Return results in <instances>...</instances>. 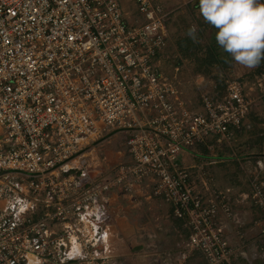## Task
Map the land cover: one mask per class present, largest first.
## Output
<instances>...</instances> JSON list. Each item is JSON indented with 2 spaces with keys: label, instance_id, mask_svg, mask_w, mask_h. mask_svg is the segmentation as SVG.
Returning a JSON list of instances; mask_svg holds the SVG:
<instances>
[{
  "label": "built area",
  "instance_id": "obj_1",
  "mask_svg": "<svg viewBox=\"0 0 264 264\" xmlns=\"http://www.w3.org/2000/svg\"><path fill=\"white\" fill-rule=\"evenodd\" d=\"M133 2L143 22L130 26L119 0H0V264H128L109 204L143 180L187 220L183 262L194 251L205 264L225 258L207 185L197 189L194 167L177 157L238 129L249 93L264 97V73L224 79L222 92L201 95L204 113L188 111L151 67L165 16L150 0ZM114 134L130 162L103 157L90 178L95 144Z\"/></svg>",
  "mask_w": 264,
  "mask_h": 264
},
{
  "label": "rangeland",
  "instance_id": "obj_2",
  "mask_svg": "<svg viewBox=\"0 0 264 264\" xmlns=\"http://www.w3.org/2000/svg\"><path fill=\"white\" fill-rule=\"evenodd\" d=\"M150 1L165 16V25L168 31L166 58L161 62L160 70H162L163 74L171 77V81L175 80L177 82V85L174 86H179L184 94L183 97L188 99L187 106L191 109V112L198 113L200 109L202 110L198 102L204 91L210 88L209 86L206 89L201 88L202 78L212 81V84H214L217 79L222 77L227 80H240L249 79L252 75L259 74L257 67L246 68L235 62L232 58L229 61L225 60L223 66L219 57L216 58V66L211 68L212 72L198 74L197 71L203 60V57H201L203 55L202 52H204L203 49L208 47L207 44L211 42L212 36L210 31L201 29V32L198 34L199 36L195 39L196 41L198 40V43H195L194 47L189 48L190 43L185 40L187 38L185 37L188 30L187 24H192V20L195 19V16L191 13L192 9L190 5L187 8H178L177 11L181 14L177 17L173 13L176 6L180 5H178V0ZM175 17H177L176 21H174ZM176 23L178 24L177 26ZM197 51L201 54L196 59L191 54ZM151 67L155 68L154 59L151 62ZM204 69L202 68V70ZM220 90L223 91L222 89ZM257 95L255 92L249 93V99L252 101L249 112L252 111L255 116L248 120V129H246V133L242 136V139L246 140L244 145L239 144L237 140L233 141V139L226 141L227 138L219 141L211 138L203 144L195 146L191 151L196 153L202 152L209 147L210 149L207 151L213 149L216 154L222 152L223 154L233 156V158L236 157L234 161L225 162L226 169L228 168L229 170L228 175H225V169L221 168L220 163L214 165L211 169H205L206 165L204 162H210V160L199 161L201 164L195 167L194 170L192 169L194 172L193 179L198 186L197 189L200 190L202 188V181L207 185V189H202L204 193L200 190L203 193L204 201L215 203L216 216L213 221L215 227H220L222 230V239L226 243L225 258L220 264H264V102L260 103L261 100H259L260 98ZM182 105L185 106L183 103ZM99 143L100 146L95 147L100 150L103 147V151L101 150V152L104 154L101 158L105 157L107 162L116 165L119 160L117 153L120 149L119 141L114 138H106ZM252 143H255L254 147L251 146ZM224 149H226L225 152L223 151ZM236 177L241 178L240 182L238 179L236 180ZM235 183H238L236 187L244 188L245 191L232 192L230 187L231 184ZM236 205L239 207L235 208L234 206ZM116 210L115 221L112 218L111 225L113 226V234H116L118 249L120 248L119 250L125 251L123 258L129 257V264H144L145 261H151L152 258L160 257V253L155 246V242H157L155 240L156 237L152 236L148 238L142 230L131 232L126 224L131 217L127 214L123 202L117 205ZM135 219H137V216ZM141 219L143 220L141 221L142 224L149 220L146 217H139L138 222ZM185 221L187 223L186 219ZM139 226L141 227V224ZM165 235L166 238L170 237L166 233ZM186 240L187 238L179 243L176 258L173 262H169V264H176L178 262L179 250H182ZM125 248L128 250L126 251ZM182 262V259H180V263ZM184 262V264L206 263L203 255L198 251L192 252L190 257Z\"/></svg>",
  "mask_w": 264,
  "mask_h": 264
},
{
  "label": "crops",
  "instance_id": "obj_3",
  "mask_svg": "<svg viewBox=\"0 0 264 264\" xmlns=\"http://www.w3.org/2000/svg\"><path fill=\"white\" fill-rule=\"evenodd\" d=\"M119 4L121 7L122 12L124 13L125 16V21L127 22V24H129L130 26H134L137 24H140L143 22L142 17L140 16V14L137 11V7L135 5V3L133 2V0H119ZM180 4V5H179ZM125 5H127V7H125ZM178 5L175 8V11L173 14H176L175 16H179L181 13L179 11H177V9L182 8V7H188V5H190V8L192 9L191 13L195 16V19L192 20V24L188 23L187 27L189 28V26L191 25H195L196 26V33H195V38H190L188 35L185 36L187 38H185V40L187 42L190 43L189 48L194 47L195 43H198V40L196 41L195 39L199 36V32H201V29L204 30H209L210 34H211V39H210V43L207 44L208 47H205L203 49L204 52H202V56L203 60L201 61V66L200 68H208L209 72L206 73H210L212 72L211 68H214L216 66V61H217V57L220 58L221 63H223L225 60L229 61L232 57L225 51H223L216 43L215 41V31L216 29L213 28L211 25H209L207 22H205L203 20V18L199 15V11H198V0H178ZM175 20L176 21V18ZM165 19H164V28H165V45L163 47V49L158 52L154 58V66L155 68H157L158 72L160 74H162L163 76L167 77L169 80H172L171 77L163 74L160 70L161 66V62L166 58L165 57V53H166V43L168 41V34H167V27L165 25ZM175 24V23H174ZM178 24L176 23V26ZM175 26V25H174ZM177 31V30H174ZM200 48V47H199ZM201 51V50H199ZM179 53V51H178ZM200 52L198 53V51L195 53L193 52L191 54L195 56V58L197 59L200 56ZM223 60V61H222ZM225 63H223L224 66ZM226 66V65H225ZM180 68V67H179ZM164 72V71H163ZM198 72V71H197ZM165 73V72H164ZM199 74V73H198ZM257 76V74L252 75V77H250L249 79H240L242 81H246V82H252V80H254V78ZM173 79H175V77H173ZM203 82H202V86L203 89L207 88L208 86L210 88L212 87H216L220 92H222L220 89L224 90V77L219 78L215 81L214 84H212V81H209L205 78H202ZM235 80V79H234ZM210 84H209V83ZM172 83L174 85H177V82L174 80L172 81ZM176 83V84H175ZM177 91H178V96L181 99L182 103L185 105L184 107L191 111V109L187 106L188 104V99L186 100L185 97H183V92L180 89L179 86L176 87ZM208 89H206L204 92H206ZM257 94V93H256ZM258 96V95H257ZM261 100V102H264V97H260L258 96ZM198 105H201L202 110L200 109V111H198V113H204V109L202 107L201 104V98L198 102ZM256 114V113H255ZM258 115V114H256ZM254 113H252V111L248 112V114L245 116V118L242 120L241 126L238 129L235 128H230V134L229 137L226 141H230L233 139V141L237 140V142L239 144L244 145L246 140L242 139V136L246 133V129H248V120L251 117H254ZM245 129V130H244ZM108 138H114L117 139L119 141V146L120 149L117 152L119 155V160L116 164L119 163H124V162H130V156L128 155L126 148H125V138L121 135V134H114L111 137ZM244 140V141H243ZM103 141V140H102ZM225 141V142H226ZM101 142V141H100ZM95 146H100V143H96ZM252 147L255 146V143L251 144ZM225 148V147H223ZM248 149H250L249 147H247ZM95 151L92 153L91 156V166L93 167L91 169L90 167V172H96L97 170H100L99 166H102V164L104 162L101 163L102 160V155L104 154L103 152H101V150L103 151V147L101 148V150L99 148H94ZM210 148L208 147V149L204 150V151H199V152H183L181 153L178 157H177V162L180 166H187V167H191V168H195L197 167L199 164H201V162H203V160H210V162H204V164L206 165L205 169L207 168V170L212 167H214V165L220 163L219 165H221L222 169L224 170L225 175L229 174V170L228 168L226 169V164L225 162L227 161H234L236 159L233 158V156L227 155V154H223L222 152H218L216 154L215 150H211V151H207ZM218 149V148H215ZM253 149V148H252ZM224 152L226 151V149L223 150ZM251 151V149H250ZM201 161V162H199ZM107 162V160H106ZM100 163V164H99ZM109 165H112V163L107 162ZM106 165V163L104 164ZM115 165V164H114ZM210 165V166H209ZM228 167V165H227ZM193 168V170H194ZM238 179V181L240 182L241 178L236 177V180ZM238 183L235 184H231V190L232 192H238L239 190L241 191H245L244 188H239L236 187ZM150 187L151 184L149 183L148 180H143L140 183H133L131 191L129 194H120L119 192H115L111 199H110V204H109V211H110V216L111 219L113 218L115 221V214L117 212V205L121 204V202L124 203L125 205V209L127 214L130 215L131 218H129V221L126 223L128 228H130L131 232L132 231H139L142 230L144 231V233H146L147 237H156L155 240L157 242H155V246L157 248V250L160 253V258L163 261H167L168 263L173 262V260L176 258V252H177V248L179 246V243L181 241H183L184 239L187 238L188 234H189V230L186 226V221L185 219H181V218H177L174 216L173 214V208L170 204L165 203L161 198L159 197H155L150 195ZM236 189H234V188ZM235 208L239 207L238 205L234 206ZM137 216V219H135ZM139 217H146L147 219L149 218L148 222H142V219L138 222ZM141 224V227L139 226ZM166 234H168L170 237L166 238ZM165 236V238H164ZM126 259H128V264H129V257H127ZM153 260V258H152ZM151 260V261H152ZM150 260L145 261L144 264H152Z\"/></svg>",
  "mask_w": 264,
  "mask_h": 264
},
{
  "label": "clouds",
  "instance_id": "obj_4",
  "mask_svg": "<svg viewBox=\"0 0 264 264\" xmlns=\"http://www.w3.org/2000/svg\"><path fill=\"white\" fill-rule=\"evenodd\" d=\"M198 11L235 62L251 69L264 59V0H198ZM195 33L189 26L187 35L194 39Z\"/></svg>",
  "mask_w": 264,
  "mask_h": 264
},
{
  "label": "trees",
  "instance_id": "obj_5",
  "mask_svg": "<svg viewBox=\"0 0 264 264\" xmlns=\"http://www.w3.org/2000/svg\"><path fill=\"white\" fill-rule=\"evenodd\" d=\"M257 68L259 69V74L260 73H264V59L261 60L260 64L257 66ZM209 72L208 68H205L204 70H202V68L198 70V73H206ZM258 75V74H257Z\"/></svg>",
  "mask_w": 264,
  "mask_h": 264
},
{
  "label": "water",
  "instance_id": "obj_6",
  "mask_svg": "<svg viewBox=\"0 0 264 264\" xmlns=\"http://www.w3.org/2000/svg\"><path fill=\"white\" fill-rule=\"evenodd\" d=\"M95 173H96V172H90V173L88 174V176L91 178V177L94 176ZM87 179H88L87 177L82 178V179L80 180V184L86 182Z\"/></svg>",
  "mask_w": 264,
  "mask_h": 264
}]
</instances>
